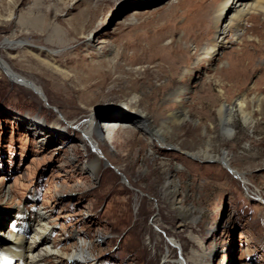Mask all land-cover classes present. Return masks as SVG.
Instances as JSON below:
<instances>
[{
	"label": "rangeland",
	"instance_id": "374dc122",
	"mask_svg": "<svg viewBox=\"0 0 264 264\" xmlns=\"http://www.w3.org/2000/svg\"><path fill=\"white\" fill-rule=\"evenodd\" d=\"M177 3L0 0V43L25 39L56 49L69 75L46 72L32 56L35 49H0V58L46 96L43 101L0 71L3 231L24 213L23 219L31 214L33 233L34 213L42 212L50 223L51 246L71 254L81 243L93 255L84 264H165L170 249L174 263L193 251L211 250L205 258L210 264H264V101L260 109L248 102L254 128L235 117V135L227 141L217 113L243 94L264 97V20L252 15L238 30L243 41L227 34L207 60L201 55L214 36L213 12L205 6L201 28L188 35V4ZM88 33L90 38L83 39ZM151 43L157 44L147 51ZM180 86L185 91L177 95ZM133 95L142 100L156 130L178 149H161L138 130L121 132L115 145L103 135L99 145L110 163L101 160L93 175L87 164L97 153L73 122L85 121L91 111L102 128L113 112L127 119L130 113L119 106ZM180 110L188 117L183 123L167 121ZM29 122L45 130L36 133L27 128ZM58 123L53 134L47 132ZM208 137L216 153L231 152L237 170H250L247 180L187 155L205 147ZM170 173L180 184L175 196L173 189L162 192ZM175 199L182 202L179 210L172 206ZM45 264L60 263L50 256Z\"/></svg>",
	"mask_w": 264,
	"mask_h": 264
},
{
	"label": "bare ground",
	"instance_id": "6f19581e",
	"mask_svg": "<svg viewBox=\"0 0 264 264\" xmlns=\"http://www.w3.org/2000/svg\"><path fill=\"white\" fill-rule=\"evenodd\" d=\"M177 1V5H180L183 3V1L187 2L188 4L186 11H184V16L188 21L184 27V32L188 35L197 33V31L201 28V20L199 17L206 13V10L204 11L205 6L206 9L210 8L213 12L212 25L214 36L208 42L201 55L202 58L207 60L213 59L214 55L218 52L219 47L222 46V43L224 44V39L227 34L234 33L232 36L233 39L235 41L239 40L242 42L243 40L241 39L242 37L238 30L243 27L244 22L252 15L260 16L261 19L264 20V0H212L208 5H205L206 0ZM207 13L209 14V12ZM233 29H235V32L232 31ZM90 35V33L83 34L82 37L86 40L90 38ZM174 38L175 37L172 36L171 44H174ZM257 41L260 43V40ZM156 44L157 43H151L147 51H151L152 47H154ZM0 49H4L8 53L14 52L16 49H35L36 53L32 54V56L36 59L39 66L42 67L46 72L59 75L64 78L69 77V75L62 70L60 61L58 62L59 51H56V49L39 48L25 39H5L2 43H0ZM97 50L99 51L101 49L98 48ZM113 54H115V51L112 50L111 55ZM0 71L12 83L25 86L28 89L35 91L43 99V101L46 100V96L44 95V92L40 86L16 73L10 67L8 62L2 60L1 58ZM187 72H191V69H188ZM236 81L238 80L236 79ZM184 91L185 89L180 86L177 95H182ZM178 99L177 102H179L181 110H184L183 105H181ZM263 101L264 97L259 95L254 94L251 97H247L245 94H243L238 96L231 103H223L217 110L221 125L222 139L227 141L235 135V129L232 126L235 117H239L244 126L248 127L249 129H253L255 126V120L252 117L253 111L249 110L247 107L249 105L248 102L253 103L257 109H260V107H262ZM119 108H122L126 113H130L129 117L126 119L124 116L114 114L113 112L110 117L103 121V124H105L103 128L100 127V124L93 111L89 113L85 121L73 122L76 128L80 131L83 139L89 144L92 150L97 153V156L93 157L94 159H92L87 164L88 170L93 175H96L99 169L102 167L101 160L110 163L107 151L105 152L100 149L99 140L103 135L107 136L109 145H115L116 138L121 132H128L132 134L133 131L138 130V132L142 134L149 135L150 138H152V144L158 145L161 149H178L173 143L167 142V139L162 134L163 131L161 129L156 130L151 120L143 111V102L139 97L135 95L131 96L124 104L120 105ZM181 110L169 116L167 121L171 122L172 124L183 123L188 117L185 114V111ZM59 126L60 125L58 123L57 126H52L49 130H47V132L49 131L50 134H53V132H55L57 130L56 128H59ZM27 128L36 133H42L45 130L41 128L38 122H29L27 124ZM187 155L190 158L200 162L217 163L226 170L230 171L239 179L247 180L251 174L250 170L239 171L233 166L231 152L222 150L220 153H216L213 150L212 139L209 137L205 147L194 152H187ZM181 169V165H176L177 171ZM179 188V181L176 176L172 174L168 181H166L163 185L162 192L163 194H166L169 189H173L175 196L176 193L179 192ZM6 193H8V191ZM181 203L182 202H178V200L175 199L172 206H174L176 210H179ZM26 213L29 214L27 211ZM22 215H24V213ZM29 216L31 217V214H29ZM30 217H25L23 219L25 224L19 228L18 233H6L7 231H3L5 229V224L0 221V254H7V257L5 258V264H45L47 262V258L50 256H53L54 259L60 264H84L85 262L92 261V252L84 248L81 243L71 254H68L63 250H57V247L51 246V244L48 242L50 235V223L47 221L45 214L42 212L34 213L33 217L37 219L38 225L36 231L32 233ZM184 224L185 223L183 221L179 222V226H184ZM30 234H32V236H30ZM171 244L175 246L178 243L174 238H172ZM171 250L172 249H170V253L163 256V261L165 264H210L205 258L209 256L211 250H209L210 252L203 255L197 251H193L190 256L187 258L182 256L181 259L176 261V263L169 262Z\"/></svg>",
	"mask_w": 264,
	"mask_h": 264
}]
</instances>
